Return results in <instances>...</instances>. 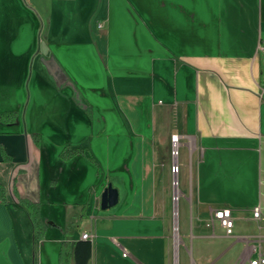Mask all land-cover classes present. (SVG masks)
<instances>
[{
    "label": "crops",
    "instance_id": "1",
    "mask_svg": "<svg viewBox=\"0 0 264 264\" xmlns=\"http://www.w3.org/2000/svg\"><path fill=\"white\" fill-rule=\"evenodd\" d=\"M261 47L264 0H0V116L18 111L0 120V264H60L86 233L90 264L264 256ZM18 199L39 205L43 238Z\"/></svg>",
    "mask_w": 264,
    "mask_h": 264
},
{
    "label": "trees",
    "instance_id": "2",
    "mask_svg": "<svg viewBox=\"0 0 264 264\" xmlns=\"http://www.w3.org/2000/svg\"><path fill=\"white\" fill-rule=\"evenodd\" d=\"M0 120L4 123H13L16 121V117L14 114L4 113L0 116ZM78 154L87 155L85 149L66 148L61 152L60 157L66 161L72 159ZM89 158L93 159L91 156H89ZM6 193V187L0 183V201L2 203H7ZM18 205L27 209L34 232L38 238H43L45 224L40 216L39 205L23 199H18ZM92 249L93 244L89 240L82 239L77 241L73 247H70L68 243H64L60 253V264H90L92 259Z\"/></svg>",
    "mask_w": 264,
    "mask_h": 264
},
{
    "label": "built area",
    "instance_id": "3",
    "mask_svg": "<svg viewBox=\"0 0 264 264\" xmlns=\"http://www.w3.org/2000/svg\"><path fill=\"white\" fill-rule=\"evenodd\" d=\"M260 50L262 53H264V47H261ZM177 142H178V136H174L173 137L174 145H176ZM175 154L177 153L175 152L174 155ZM177 171H178L177 166L172 168L173 173H177ZM259 215H260V209L255 208L253 211V216L255 218H259ZM213 218L225 230V233L227 235H232L233 229H234V219H233L232 212L230 209H222V210L215 211L213 213ZM82 239L93 242V236L87 233L83 235ZM124 256H126V254H124ZM241 264H264V256H260L257 259L247 260Z\"/></svg>",
    "mask_w": 264,
    "mask_h": 264
},
{
    "label": "rangeland",
    "instance_id": "4",
    "mask_svg": "<svg viewBox=\"0 0 264 264\" xmlns=\"http://www.w3.org/2000/svg\"><path fill=\"white\" fill-rule=\"evenodd\" d=\"M8 114H14L16 117V121L18 118V111H12V112H8ZM182 152L180 153L179 156V160L182 158ZM173 157V156H172ZM100 159V158H99ZM94 165L98 166V160L96 157H93V159L90 160ZM179 171H177L178 173ZM177 185H176V195H178L177 193L179 192L180 188H182V179H183V175H184V171L181 168L180 173L177 174ZM180 182V183H179ZM180 185V187H179ZM174 188H175V184L172 183V194H174ZM174 203V202H173ZM177 203V207H176V212H179V204L181 203L179 200L176 202ZM26 209V208H25ZM177 219H178V227H179V214L177 213L176 215ZM191 224H190V220L188 219V232H189V236L184 238V245L181 248V255H186V256H190L189 252L192 251L193 249V243H194V238L192 237V228H190ZM38 237V236H37Z\"/></svg>",
    "mask_w": 264,
    "mask_h": 264
},
{
    "label": "water",
    "instance_id": "5",
    "mask_svg": "<svg viewBox=\"0 0 264 264\" xmlns=\"http://www.w3.org/2000/svg\"><path fill=\"white\" fill-rule=\"evenodd\" d=\"M176 195V193H175ZM119 202V191L112 184H109L101 197V208L102 210H108L116 206Z\"/></svg>",
    "mask_w": 264,
    "mask_h": 264
}]
</instances>
